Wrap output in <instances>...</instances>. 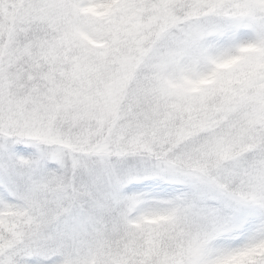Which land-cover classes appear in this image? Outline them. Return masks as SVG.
Returning <instances> with one entry per match:
<instances>
[{"label": "snow or ice", "instance_id": "obj_1", "mask_svg": "<svg viewBox=\"0 0 264 264\" xmlns=\"http://www.w3.org/2000/svg\"><path fill=\"white\" fill-rule=\"evenodd\" d=\"M0 264H264V0H0Z\"/></svg>", "mask_w": 264, "mask_h": 264}]
</instances>
